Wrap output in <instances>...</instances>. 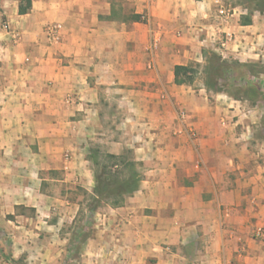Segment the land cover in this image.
<instances>
[{
	"label": "crops",
	"instance_id": "1",
	"mask_svg": "<svg viewBox=\"0 0 264 264\" xmlns=\"http://www.w3.org/2000/svg\"><path fill=\"white\" fill-rule=\"evenodd\" d=\"M224 1L0 0V264H64L82 230L85 264H264V11ZM210 51L237 93L175 82ZM97 149L140 168L120 205Z\"/></svg>",
	"mask_w": 264,
	"mask_h": 264
},
{
	"label": "rangeland",
	"instance_id": "2",
	"mask_svg": "<svg viewBox=\"0 0 264 264\" xmlns=\"http://www.w3.org/2000/svg\"><path fill=\"white\" fill-rule=\"evenodd\" d=\"M227 6H237L238 4L246 5L249 10L253 11L255 9L264 11V0H225L224 1ZM213 54H216L220 58L223 59L221 55L218 53H214L212 51L207 52L205 54V61L203 63L199 64H191L193 68L197 71L195 76V84H204L208 88H212L215 90H219L222 88H228L233 93H237L236 88L238 87L236 84L237 82L234 81L233 77L231 75H234L233 72H230L229 74L224 76H221L218 71L216 70V65L220 63V60H218V57L213 56ZM229 62H232L233 57L227 58ZM232 67H235L234 65ZM251 69H257L256 67H252ZM237 73L240 72L239 70L236 71ZM231 76V77H230ZM238 76V75H237ZM238 78V77H237ZM99 152H95V160H94V168L96 169V172L101 173L103 166H107L108 170L111 171V175L113 174L112 178L117 181L115 184H113V190L118 191L122 190L127 191L134 188L133 183L127 184L128 181H131L135 179L132 175L135 171L138 175V179L140 178V168L138 166L135 167V169H131L129 165L120 164L118 167L113 166V161L107 158L106 153L104 151L97 149ZM127 157L128 164L133 160L131 155L123 154ZM120 181H122L120 183ZM132 182V181H131ZM118 195L115 194V192L110 195V197L104 198L103 200L112 202L117 198ZM83 240L76 241L74 245V251L72 252V255L68 258H66V262L64 264H85L83 263V257L80 255V251L82 249Z\"/></svg>",
	"mask_w": 264,
	"mask_h": 264
},
{
	"label": "trees",
	"instance_id": "3",
	"mask_svg": "<svg viewBox=\"0 0 264 264\" xmlns=\"http://www.w3.org/2000/svg\"><path fill=\"white\" fill-rule=\"evenodd\" d=\"M25 8H20V11H25ZM246 22H249L250 20H244ZM213 56L218 57L217 59L220 60V63H218L216 65V70L218 71V73L221 76H224V72L226 69H231L233 71H235L238 68V61L237 60H232V62H229L227 60H224L222 58H220L219 56H217L216 54H213ZM240 64V63H239ZM235 67H232V66ZM174 72H175V82L178 84H192L195 81V76H196V70L193 68L192 65H176L174 68ZM107 157L113 161V166H119L120 164H126L129 165V167L132 169H135V167L138 165L137 162L135 160H132L129 164L126 161L127 157L124 155H114V154H107ZM132 169V170H133ZM134 171V170H133ZM113 174L111 175V171L108 170L107 166H103L101 173H96V185H95V191L96 194L99 196V199H104L107 197H110V195H112L114 192L116 195H118L117 198H115V200H113L112 203L113 205H120L124 202L126 196L130 193H132V191L137 187L138 184V175L136 174V172H133V177L135 179L131 181H128L127 184L133 183L134 188L127 190V191H122V190H118V191H114L113 190V184H115L117 181L119 182V180H114L112 178ZM122 181H120L121 183ZM99 199L96 200V202L99 201ZM88 233V232H87ZM85 230H82L81 233L78 235V239L79 240H84L85 236L87 234Z\"/></svg>",
	"mask_w": 264,
	"mask_h": 264
},
{
	"label": "built area",
	"instance_id": "4",
	"mask_svg": "<svg viewBox=\"0 0 264 264\" xmlns=\"http://www.w3.org/2000/svg\"><path fill=\"white\" fill-rule=\"evenodd\" d=\"M235 13V8L232 6H227L224 3H221L218 7V15L224 19H229L233 14ZM3 27L11 33L13 38H17V35L15 34V31L10 27L9 23H4ZM61 24L60 23H52L46 26V33L49 39L54 40L59 36L60 30H61ZM233 40L232 36L228 35L227 38L224 40ZM70 99V97H69ZM263 233V229L259 228L257 230V234L261 235Z\"/></svg>",
	"mask_w": 264,
	"mask_h": 264
}]
</instances>
